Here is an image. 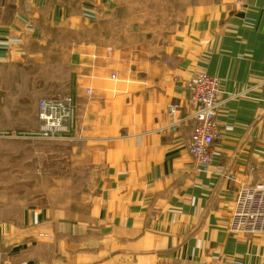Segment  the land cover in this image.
<instances>
[{"label": "crops", "instance_id": "0c3cea01", "mask_svg": "<svg viewBox=\"0 0 264 264\" xmlns=\"http://www.w3.org/2000/svg\"><path fill=\"white\" fill-rule=\"evenodd\" d=\"M233 1L0 0V81L56 56L57 30L70 31L80 112L68 142L87 153L83 175L0 216V264H264L262 235L228 232L264 157V0ZM107 20L130 29L104 36ZM198 72L223 92L207 173L187 150L192 126L166 128Z\"/></svg>", "mask_w": 264, "mask_h": 264}, {"label": "rangeland", "instance_id": "374dc122", "mask_svg": "<svg viewBox=\"0 0 264 264\" xmlns=\"http://www.w3.org/2000/svg\"><path fill=\"white\" fill-rule=\"evenodd\" d=\"M154 3L146 9L162 18L156 13L164 12L159 5L162 3ZM142 5L147 7L144 0H140ZM102 23L100 31L104 36H115L121 26L124 31L130 29L125 22ZM158 24L154 23V28L163 26ZM150 28L152 25L145 23L139 26V31ZM57 33L56 56L50 57L55 53L47 49L41 59L43 63H27L20 69L11 67L3 72L5 79L0 81V216L20 213L42 189L61 186L58 178L80 176L84 172L82 165L87 153L80 148L74 151L72 142L37 140L31 136L39 127L36 107L40 99L70 96L75 101L76 114L80 112V100L73 94L75 59L68 53L70 31L63 27Z\"/></svg>", "mask_w": 264, "mask_h": 264}, {"label": "built area", "instance_id": "2783aa9c", "mask_svg": "<svg viewBox=\"0 0 264 264\" xmlns=\"http://www.w3.org/2000/svg\"><path fill=\"white\" fill-rule=\"evenodd\" d=\"M242 1L233 2L241 5ZM111 79H116V76L112 75ZM186 89V102L176 101L167 107L170 123L166 128L174 132L183 124L192 126L187 150L195 169L207 173L212 160L213 143L218 136L216 114L223 94L221 82L204 72H198L186 83ZM85 93L90 95L91 90L86 89ZM36 116L39 127L31 135L34 139L52 142L72 140L70 135L77 121L76 104L72 97L40 99ZM261 170L262 179L245 188L235 202L228 224L231 234H257L264 237V157Z\"/></svg>", "mask_w": 264, "mask_h": 264}]
</instances>
